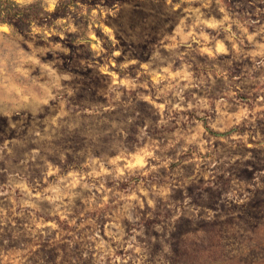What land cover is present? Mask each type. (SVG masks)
Masks as SVG:
<instances>
[{"label": "rangeland", "instance_id": "rangeland-1", "mask_svg": "<svg viewBox=\"0 0 264 264\" xmlns=\"http://www.w3.org/2000/svg\"><path fill=\"white\" fill-rule=\"evenodd\" d=\"M0 264H264V0H0Z\"/></svg>", "mask_w": 264, "mask_h": 264}, {"label": "trees", "instance_id": "trees-1", "mask_svg": "<svg viewBox=\"0 0 264 264\" xmlns=\"http://www.w3.org/2000/svg\"><path fill=\"white\" fill-rule=\"evenodd\" d=\"M17 16H20V15H17ZM20 17H23L24 18V16L22 15V16H20ZM24 19H28V18H24Z\"/></svg>", "mask_w": 264, "mask_h": 264}]
</instances>
